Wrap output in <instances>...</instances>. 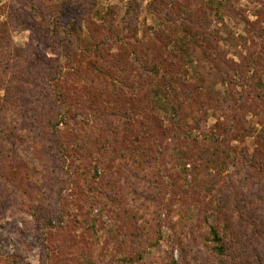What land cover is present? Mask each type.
<instances>
[{
  "label": "rangeland",
  "instance_id": "obj_1",
  "mask_svg": "<svg viewBox=\"0 0 264 264\" xmlns=\"http://www.w3.org/2000/svg\"><path fill=\"white\" fill-rule=\"evenodd\" d=\"M0 264H264V0H0Z\"/></svg>",
  "mask_w": 264,
  "mask_h": 264
},
{
  "label": "trees",
  "instance_id": "obj_2",
  "mask_svg": "<svg viewBox=\"0 0 264 264\" xmlns=\"http://www.w3.org/2000/svg\"><path fill=\"white\" fill-rule=\"evenodd\" d=\"M170 31H171V30H169V31L167 30V31H165V33L170 32ZM165 33H164V34H165ZM164 34H163V35H164ZM135 53H136V51H135ZM137 59H138V57H137ZM154 67H155V66H154ZM143 69H145V67H143ZM3 116H5V115H3ZM3 116H2V117H3Z\"/></svg>",
  "mask_w": 264,
  "mask_h": 264
}]
</instances>
